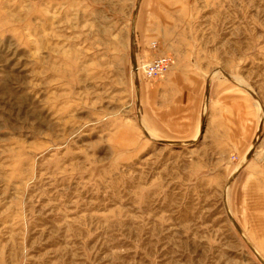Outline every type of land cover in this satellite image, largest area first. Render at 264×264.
<instances>
[{"label":"rangeland","instance_id":"rangeland-1","mask_svg":"<svg viewBox=\"0 0 264 264\" xmlns=\"http://www.w3.org/2000/svg\"><path fill=\"white\" fill-rule=\"evenodd\" d=\"M157 56L238 139L150 129ZM0 264H264V0H0Z\"/></svg>","mask_w":264,"mask_h":264},{"label":"crops","instance_id":"crops-1","mask_svg":"<svg viewBox=\"0 0 264 264\" xmlns=\"http://www.w3.org/2000/svg\"><path fill=\"white\" fill-rule=\"evenodd\" d=\"M200 83L198 76L175 66L171 74H163L154 82L141 81L138 89H140L142 116L145 117L150 129L162 134L161 137L166 139L186 140L191 133L198 131L203 113L206 111L209 114L213 110V114L224 118L230 133L228 137L231 136L232 140L238 139L240 123H242L240 119L242 105L236 90L218 89L212 86V82L204 83L207 85L205 90L203 86V91L206 93L205 97H202V113L196 118ZM188 108L191 110L188 111ZM197 133L192 136L195 138Z\"/></svg>","mask_w":264,"mask_h":264},{"label":"built area","instance_id":"built-area-1","mask_svg":"<svg viewBox=\"0 0 264 264\" xmlns=\"http://www.w3.org/2000/svg\"><path fill=\"white\" fill-rule=\"evenodd\" d=\"M170 67V59L164 56H157L150 62H146L139 66L143 70L144 75L151 79H156L165 74Z\"/></svg>","mask_w":264,"mask_h":264},{"label":"bare ground","instance_id":"bare-ground-1","mask_svg":"<svg viewBox=\"0 0 264 264\" xmlns=\"http://www.w3.org/2000/svg\"><path fill=\"white\" fill-rule=\"evenodd\" d=\"M136 64H137V66H136V67H137V68H136V71L139 72V66H140V65H139V63H136Z\"/></svg>","mask_w":264,"mask_h":264}]
</instances>
